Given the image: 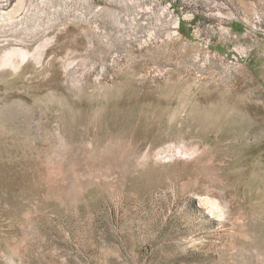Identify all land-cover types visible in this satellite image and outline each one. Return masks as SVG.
Returning <instances> with one entry per match:
<instances>
[{
    "label": "rangeland",
    "instance_id": "obj_1",
    "mask_svg": "<svg viewBox=\"0 0 264 264\" xmlns=\"http://www.w3.org/2000/svg\"><path fill=\"white\" fill-rule=\"evenodd\" d=\"M0 264H264V0H0Z\"/></svg>",
    "mask_w": 264,
    "mask_h": 264
}]
</instances>
